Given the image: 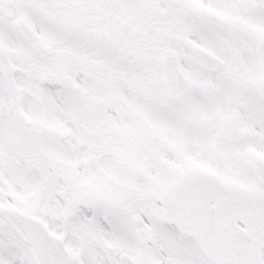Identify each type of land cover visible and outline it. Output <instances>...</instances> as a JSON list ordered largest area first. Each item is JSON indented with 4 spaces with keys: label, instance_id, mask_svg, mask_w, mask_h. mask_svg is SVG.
<instances>
[{
    "label": "snow or ice",
    "instance_id": "6c2138e0",
    "mask_svg": "<svg viewBox=\"0 0 264 264\" xmlns=\"http://www.w3.org/2000/svg\"><path fill=\"white\" fill-rule=\"evenodd\" d=\"M0 264H264V0H0Z\"/></svg>",
    "mask_w": 264,
    "mask_h": 264
}]
</instances>
